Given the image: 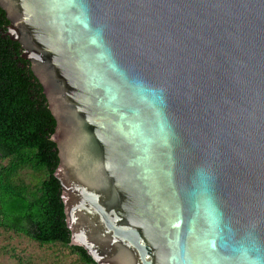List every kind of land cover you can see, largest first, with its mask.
I'll use <instances>...</instances> for the list:
<instances>
[{
    "label": "water",
    "instance_id": "obj_1",
    "mask_svg": "<svg viewBox=\"0 0 264 264\" xmlns=\"http://www.w3.org/2000/svg\"><path fill=\"white\" fill-rule=\"evenodd\" d=\"M0 6L56 120L70 245L264 264V0Z\"/></svg>",
    "mask_w": 264,
    "mask_h": 264
},
{
    "label": "trees",
    "instance_id": "obj_2",
    "mask_svg": "<svg viewBox=\"0 0 264 264\" xmlns=\"http://www.w3.org/2000/svg\"><path fill=\"white\" fill-rule=\"evenodd\" d=\"M9 24L0 6V257L14 264H97L70 245L54 175L56 120L21 44L7 35Z\"/></svg>",
    "mask_w": 264,
    "mask_h": 264
},
{
    "label": "rangeland",
    "instance_id": "obj_3",
    "mask_svg": "<svg viewBox=\"0 0 264 264\" xmlns=\"http://www.w3.org/2000/svg\"><path fill=\"white\" fill-rule=\"evenodd\" d=\"M23 243V248H27V249H32L30 247V244L28 242H24L22 241ZM28 245V246H27ZM0 264H14L12 261L8 260L7 258L5 257H0Z\"/></svg>",
    "mask_w": 264,
    "mask_h": 264
}]
</instances>
